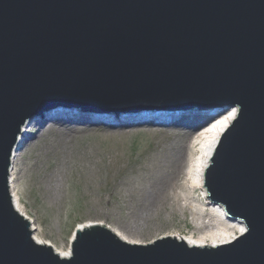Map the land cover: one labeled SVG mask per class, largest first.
<instances>
[{"label":"water","instance_id":"95a60500","mask_svg":"<svg viewBox=\"0 0 264 264\" xmlns=\"http://www.w3.org/2000/svg\"><path fill=\"white\" fill-rule=\"evenodd\" d=\"M57 106L113 114L27 122ZM236 107L206 171L210 205L248 225L231 243H135L94 223L62 256L14 206L16 149L55 122L193 131ZM154 109L191 115L130 118ZM0 264H264V0H0Z\"/></svg>","mask_w":264,"mask_h":264},{"label":"rangeland","instance_id":"374dc122","mask_svg":"<svg viewBox=\"0 0 264 264\" xmlns=\"http://www.w3.org/2000/svg\"><path fill=\"white\" fill-rule=\"evenodd\" d=\"M178 132L102 125L53 131L32 144L18 159L16 185L38 236L68 250L76 228L90 222L128 227L143 243L191 233L194 215L181 209L190 192L186 170L165 203L147 209L151 189L173 168ZM192 194L204 200L199 188Z\"/></svg>","mask_w":264,"mask_h":264},{"label":"bare ground","instance_id":"6f19581e","mask_svg":"<svg viewBox=\"0 0 264 264\" xmlns=\"http://www.w3.org/2000/svg\"><path fill=\"white\" fill-rule=\"evenodd\" d=\"M239 113V108L236 107L233 110L219 116L218 118L202 125L201 127L190 130H178V135L181 137V141L178 142L174 149V165L170 171L168 177H163L158 181L151 189L147 209L158 208L162 203H165L170 197V190L179 184V178L185 173L188 178L186 188L190 190L189 193L183 195L186 200V204L181 205V209L188 208L194 215L195 229L187 234L169 233L168 235L174 236L178 239L186 241L190 246H209L231 243L235 241L240 235L248 233L247 223L233 219L230 217L229 212L224 208L212 207L210 205V199L207 192V167L212 162V155L222 133L230 126L231 122ZM97 126L94 124H77V123H61L55 122L49 128L30 140V147L32 144L39 141L46 134L51 132H59L62 135L75 131L81 127L94 129ZM107 127L106 125H104ZM117 128H126V126H114ZM135 128V127H134ZM174 131V129H167ZM176 132V131H175ZM217 145V146H216ZM30 147L16 149V169H11V191L13 196V203L15 207L26 216L32 223L34 237L37 241L47 243L42 237L38 236V228L33 223L32 217L23 209L22 200L19 196L16 185V174L18 173V159L22 156V153L28 150ZM20 150V151H19ZM190 153L191 161L188 163V154ZM210 165L208 168H211ZM199 188L204 195H207V202L204 200L198 201L195 199V195L192 192ZM228 213V214H227ZM102 224V222H99ZM105 224V223H103ZM109 226L114 232H116L123 239L131 242H140L133 236L135 235L131 229L124 227V230ZM84 226V224H83ZM58 249V248H57ZM63 256L70 255V248L68 250H58Z\"/></svg>","mask_w":264,"mask_h":264}]
</instances>
